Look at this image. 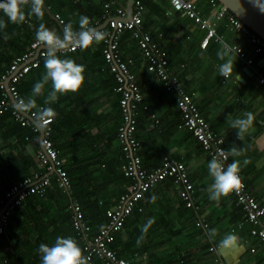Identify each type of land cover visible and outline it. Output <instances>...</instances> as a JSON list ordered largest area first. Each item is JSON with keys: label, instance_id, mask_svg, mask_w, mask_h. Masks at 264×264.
<instances>
[{"label": "crops", "instance_id": "1", "mask_svg": "<svg viewBox=\"0 0 264 264\" xmlns=\"http://www.w3.org/2000/svg\"><path fill=\"white\" fill-rule=\"evenodd\" d=\"M108 1L52 0L51 4H46L42 20L34 17L26 18L25 22L34 32V37L38 28L34 22H41L50 30L63 36V29L54 18L55 13L61 14L67 22H73V27L77 30L81 15L89 17L90 26L94 27V22H100L97 28L104 29L107 25L105 17L107 11L114 13L119 3L123 4L127 10L128 3V0H117L108 8L106 7ZM144 3L143 22L148 23L145 30L152 34L162 26L172 24L169 31L159 33V39L152 35L154 40L161 43L167 52L179 51L177 62L175 61L176 68L172 67V69L185 70L182 78L183 85L195 95L201 112L209 120L212 128L224 136L226 148L229 150L235 145L242 149V155L231 156V158L239 161V169L252 194L260 202H264V86L258 80L259 74L264 75L262 54L253 50L246 33L235 29L226 22V19L222 18L218 20L217 26L225 41L245 47L253 56L254 63L246 64L230 49H228V55L220 59L218 54L225 51V47H222L220 42L214 38L210 40L209 48L208 45L206 46L207 52L204 51L206 47H202L201 44V48L197 46V40L199 39L198 42L201 43L205 35L204 31L191 18L173 10L170 0H144ZM199 4L204 16L215 20L216 7L211 5L209 0H199ZM178 16L180 20L183 19L187 23V26L180 23L182 21L178 19ZM174 25H176L175 29H173ZM130 33L131 35L129 32L121 34V51L125 59H131V68L136 75L142 74V92L145 99L150 100H148L149 105L158 118L155 120L151 114L148 133L145 131L146 159L149 161L147 164L150 168L158 166L166 154L183 161L194 185L192 192L194 204L188 205L181 196L182 183L173 178L159 182L141 201L140 206L143 209L139 211H142V214L131 216L127 219L126 225L118 231L121 240L127 242L131 236L141 237L143 235L142 241L146 240L143 244L151 246L150 250L145 249L139 254V249H134L133 254L135 259H140L141 256L148 259L149 255H153V264L161 262L174 264L178 261L182 264H218V257L223 258L228 264H264V244L259 236L253 234V226L246 219L244 209L237 204L235 196L230 193L219 201H212L208 198V187L213 182L207 167L211 158L193 134L175 121L173 111L178 107L176 93L167 88L164 90L150 79V77L153 78L154 73L147 67L138 38L132 30ZM100 44L101 42L94 43V64L89 69L92 71L88 76L89 79L87 78L88 73L87 75L83 73L85 81L89 80L88 82L94 87V94L85 95L88 99L94 98V102L90 99L93 102L91 111L94 113V124L93 126L84 123L77 125L76 132L68 135L58 144L67 168H71L74 175L79 177L73 178L72 182L75 189L79 191V195L81 192V197L91 208L89 209L91 216L94 215L95 198L115 202L123 186L121 180L112 181L109 178V181L104 182L102 178H94V176H100L107 160L110 161V165L114 166L123 159L119 141L113 137V132L121 125L120 112L117 109L119 104L114 90L115 80L104 58L103 49L100 51L96 47ZM229 59L232 61L233 71L228 78H225L220 75L219 66ZM144 74L149 76L145 81ZM79 90L69 92V94L74 95L75 98L79 94L80 97H84V92L80 90L79 93ZM46 96L36 98L37 107L44 103ZM69 98V96L66 97L67 103L63 101L61 105L69 104ZM73 103L69 104L70 107L74 105ZM246 112L253 113L254 121L244 139L239 140L237 139L238 129L231 128L226 118L230 113L233 118L243 117ZM11 116L13 124L17 123L21 129L13 134H7V125L4 123L8 120H4L2 125L4 127H0V197L4 190L18 181L23 171H32V164H35V161L38 162L37 150L42 145L41 134L38 138L24 136L25 139L21 140L23 134L33 136L31 128L23 126L12 113ZM245 160L248 161L247 164L244 163ZM54 195L53 192L49 197L51 200L48 203L51 206L47 209L48 214L43 213L40 220L35 217L40 225L36 228L39 232L33 235L35 239L39 236L43 238L47 234L57 235L63 231L62 225L54 224V221L49 220L50 218L57 220L56 216L63 213L56 201L58 194ZM153 195L157 197L154 203L150 202ZM149 218H154L155 222L149 227L147 233H142L141 227ZM19 219V225L11 222L6 227L5 233L10 237L15 228L18 230L17 236L23 235L26 228L24 223L32 226L34 222V220L30 221L28 214L21 215ZM23 219L25 222L20 225ZM199 220H203L205 224L198 223ZM213 228L217 230L216 234L210 236ZM228 233L236 235L235 246L229 249L219 248L217 252L210 249L213 244L219 245V241ZM73 238L79 246L83 244L81 237ZM32 241L30 238L29 248H32ZM6 249L16 252L13 245Z\"/></svg>", "mask_w": 264, "mask_h": 264}, {"label": "built area", "instance_id": "2", "mask_svg": "<svg viewBox=\"0 0 264 264\" xmlns=\"http://www.w3.org/2000/svg\"><path fill=\"white\" fill-rule=\"evenodd\" d=\"M116 2L117 0H109L106 3V7L109 8L111 4ZM209 2L216 7L215 20L204 16L199 0H170L173 10L180 11L191 18L204 31L205 35L200 43L202 47H206L210 40L214 38L223 43L224 47L226 45L227 49L233 50L246 64L251 65L254 63L253 56L245 47L227 43L223 35L218 31L217 22L219 19L224 18L229 25L246 33L253 50L262 54L264 58V39L250 29L247 24L219 0H209ZM133 8L131 17L126 18L127 10L125 6L121 3L117 4L114 13L108 10L105 14L107 25L104 29H101L107 33L106 39L102 41L104 44L103 53L118 82L116 89L121 93L120 102L124 120L120 125L118 137L122 142V149L126 155L122 168L126 175L132 177V180L124 185L125 190L120 194L117 202L107 209L110 219L103 228L99 227L96 233L93 231L92 224L85 218L81 202L76 197H72L69 204L74 228L83 240L82 252L85 256L90 257L89 264H93L97 257L108 264H139L137 261L119 255L111 246V242L115 238V233L123 227L125 221L132 213L136 201L142 198L149 188L159 182L173 178L177 182L182 183L181 196L188 205L194 204L192 197L194 185L183 161L166 154L158 166L147 169L138 153L139 142L135 136V101L143 98V92L137 82L136 74L131 68V59H125L121 51L120 38L123 31L127 29L133 31L145 55L148 69L154 72L159 80L164 82L168 90L177 93V104L182 112V122L179 125L193 133L210 158L218 156L220 150L228 151L224 145V136L218 134L212 128L208 119L201 112L195 95L192 92L190 93L178 76L170 70L166 49L154 40L152 34L143 27L144 0H134ZM54 18L62 26V29L68 23L59 13H55ZM99 24L100 22H94V27L99 26ZM76 48L78 47L72 46L61 52ZM45 51V47L34 37L29 48L22 54L15 56L11 64L0 75V89L2 91L0 96V115L10 109L11 113L23 126H29L34 130L37 134L35 138L40 135V125L43 127L42 145L37 150L38 163L43 170L36 171L33 175L12 184L5 191V199L2 201L3 206L0 207V234L4 232L9 221L10 212L14 206L32 192L37 191L43 194L51 182L53 173L57 175L60 185L65 190H72L70 177L67 170L63 167V159L59 156V149L54 145L52 139V122L54 118L49 117L43 122L36 119L37 108L51 107V104L44 105V103H41L30 112H22L15 109L14 105L16 102H13L11 98L12 96L15 101L21 98L18 83L32 67L41 63L45 56ZM258 80L264 86V75L259 74ZM152 117L158 120L155 112L152 113ZM231 162L232 159L228 156V160L224 162L225 166ZM239 176L242 186L231 193L235 196L237 204L244 209L246 219L253 226V234L259 236L264 244V202H260L252 194L241 171H239ZM198 223L205 224L203 220H199ZM219 248V245L215 244L210 246V249L216 252ZM16 256L18 255L16 254ZM217 262L218 264H228L221 257L217 258ZM0 264H10L8 257L0 258Z\"/></svg>", "mask_w": 264, "mask_h": 264}, {"label": "trees", "instance_id": "3", "mask_svg": "<svg viewBox=\"0 0 264 264\" xmlns=\"http://www.w3.org/2000/svg\"><path fill=\"white\" fill-rule=\"evenodd\" d=\"M51 2H52V0H44V8H45L46 4H49V3L51 4ZM178 12H180V11H178ZM31 18H34V17H31ZM0 19H3L7 24V27L5 29H3L2 31H0V75H1L3 73V71H5V69L11 64V62L13 61L15 56L22 54L23 52H25L29 48L31 41L34 38V32H32L30 30L29 25L26 22H24L23 24H12L10 21L7 20V17L4 16V14L2 12H0ZM178 19L180 20L179 16H178ZM180 21H182L180 23L183 24V26H187V23L184 22L183 19H181ZM34 23L38 27L41 22H34ZM147 24H148L147 22H146V24L143 22V27L147 28V26H146ZM170 25H172V24H170ZM170 25L162 26L161 29L152 33V35L154 37H156L157 39H159L160 38L159 33L169 31V29L171 27ZM176 25H174L175 27H173V29L176 28ZM60 30H61V28H60ZM189 31H191V30H189ZM5 32L8 34V37H9L7 40L4 39V33ZM124 32H126V33L129 32V35H131L130 30H128V29L123 31V33ZM198 40H197V46L200 47V41L198 42ZM103 45H104L103 42H101V44L99 46H96V47H98L101 51L103 49ZM160 45H162V44L160 43ZM94 46L95 45L93 43V45H91L88 49L81 50L79 48H76L74 50L65 51L66 53L60 52V53H58V55H60L61 58H71V59L75 60L78 64L83 65L84 69H85L84 72L86 75L88 73L87 78L89 79L88 76H90V72H92L89 69L91 68L92 64H94ZM209 46L210 45H208L207 47L209 48ZM221 46L224 47L223 43H221ZM207 47L204 50L205 52H207V50H208ZM179 54L180 53L178 50L167 52V56L169 58L170 70L173 71L178 76V78L182 81L183 80L182 78L185 74V70L184 71H178V70L172 69V67L176 68L175 67L176 62H177L176 58L179 57ZM104 58H105V56H104ZM44 71H45V69H44V58H43L41 63L35 67H32L30 69V71L18 83V88H19L21 97L26 98L27 96H29L31 94V91H32L34 84L42 79V74L44 73ZM152 73H154V72H152ZM154 74H153V78L150 77V79L152 81H154L156 84H158L159 87L166 90V85L164 84V82L159 80V78L157 77L156 74L154 77ZM139 75H141V76H139ZM136 77H137L138 84L140 85V87H142V82H143L142 74H138V75H136ZM143 77H144V81H145V79H147L149 76L147 77L146 74H144ZM114 80H115L114 81V87H115L114 90H115V94L117 96V101L119 104L117 109H119L120 117H121V124H122L124 118H122L123 113H122V107H121V102H120L121 93L116 89L118 82L115 79V77H114ZM88 81L86 82L84 79L82 85L79 88L80 90H82L84 92V97L83 96L80 97V94H79V96H77V98H75L74 95L69 94V92L67 94H62V95L58 94V100L56 101V103L51 104V108L55 112V116L53 117L54 123L52 122V126H53L52 139L54 141V145L59 149V156L63 159V167L67 170V173L70 177L72 190L71 189L65 190L60 185L59 180L57 178V175L55 173H53L51 182L46 187L43 194H41L40 192H37V191L32 192L26 198L22 199V201L19 204L14 206V208L10 212L9 221H8L6 227L11 222H14L17 225H19L18 224V222L20 223L19 218L21 217V215H25V214H28V218L30 219V221L34 220V222H33V225H32L33 227H32L31 225L24 223L25 219L22 220L20 225H23V223H24V226L26 227L25 230L23 231L25 234V237H23L24 234L17 236L16 232L18 230H16V228H15L14 233L11 234L12 235L11 237L5 233V230L3 233L0 234V258L8 257L10 264H41V256L38 252V246L41 243H46V244L51 246L52 242L55 241V238L57 236L68 237L71 235L72 237H75V238L79 237L80 238V235L77 233V231L74 228V225L72 222V212H71V209L69 207V204L71 202L72 197H76L81 202L84 213H85V218L90 224H92L93 231H94V233H96L99 230V227L107 224L109 219H110L108 214H107V209L117 202L118 198L120 197V194L125 190L124 185L132 180V177L129 175H126L124 173L123 168H122V164L126 160V155H125V151L123 149H121V156L123 159L120 162L115 163L114 166L110 165V161L107 160L104 163L105 164V167L103 168L104 170L100 172V176L99 177L94 176V178H102L104 182L109 181V178H111L112 181L121 180V182L123 183L122 192L119 194V196L115 202H111L110 200L109 201L108 200H99V198H95L94 199V215L93 216H91V214L89 213L90 212L89 209H91V208H89V205L86 204L83 197H81V192L79 195V191H77L73 185V182H72L73 178H79V177L74 175V171L71 170V168L70 169L67 168V166L65 164V159L62 156V153L60 151V148L58 147V144L61 143L68 135L75 133L76 132L75 127L77 125L84 123L88 126H91V125L93 126V124H94V113L91 111V106H92V103L94 102V98H90L93 101L92 102L90 99L85 97V95L88 93H90L91 95L94 94V87H92V85ZM157 81H158V83H157ZM50 90H51V83L49 82L48 84L45 85V87L43 89L44 95H47L48 91H50ZM80 90H79V93H80ZM153 90H155L154 87H153ZM187 90L191 93V91L189 89H187ZM1 92L2 91L0 89V93ZM68 96L70 97L69 98V101H70L69 104L74 102L73 103L74 105L72 107H70L71 105H69V104L61 105V103L63 101H65L66 97H68ZM36 98H38V97H36ZM176 99H177V95H176ZM148 100L145 99V95H144L143 99H141L139 101H135V104H136V107H135L136 127L138 128V129L135 128V131H136L135 136L137 135L136 139L139 142L138 153L142 157L144 166L147 169H152L149 167V164H147L149 161H147V159H146L147 151L145 149V146L147 144L145 131H147V133H148L147 129H148V125L150 126V124H149L150 117H151V114L153 113V108L149 105L150 100L149 101ZM65 102L67 103V101H65ZM177 106H178V104H177ZM176 110L173 111V115L176 117L175 121H177V123H180V122H182V112H181L179 107H177ZM10 117H12L10 109L4 111L0 115V127L3 125L4 120H8V121H5V123H4V125H7V127H6L7 128L6 129L7 134H13L14 132H17L21 129V126L18 125L17 123L13 124V121ZM80 120H81V122H80ZM2 127H4V126H2ZM183 128H185V127H183ZM31 132H32L33 136H31L30 134H25V135L23 134L20 139L24 140L25 137L26 138L27 137L28 138H34L35 135H37L34 132V130H32V129H31ZM189 132L191 134H193L191 131H189ZM118 133H119V129L118 130L115 129V131L113 132V137H116L118 139L119 144L122 148V142L120 141V139L118 137ZM197 142L200 143L199 140H197ZM224 145H225V143H224ZM230 158H231V156H230ZM232 161H233V159H232ZM37 164H38L37 161H35V164L34 163L32 164L33 165L32 171H30V172L29 171H23L21 173V175H19V177H18L19 179L17 182L21 181L22 179H24L27 176L33 175L36 171H42L43 169H41L40 166H37ZM17 182H15V183H17ZM151 188H149V190H147L145 192V194L142 198H140L139 200L136 201L135 207L133 209L134 211H132V213L129 215V217L127 219H129L131 216L132 217L135 216L136 214H138V215L142 214V211H139V210L143 209V207L140 206L141 201L143 200V198L146 195H148L150 193ZM6 190H4L1 194L0 207L3 206L2 201L5 199L4 195H5ZM53 192L56 196L58 194L56 201L58 202V205L62 209L61 211L63 213L61 215L56 216L57 220L55 218L53 220H52V218H50L49 220H50V222L54 221V224L62 225L63 229L62 228L61 229L63 231H61V233H58L57 235H55V233L47 234L43 238H41L39 236V238L36 237V239H35L33 237V235H35V232L38 231V230L36 231V228L38 226L40 227L38 222L35 220V217H37L40 220L43 213L48 214L47 209H50L49 207L51 206V204H49L48 201L51 200V198L49 199V197L52 195ZM53 217H55V216H53ZM126 221H125L123 227L126 225V223H127ZM6 227H5V229H6ZM21 229L22 228L20 226V230ZM44 231H47V230H44ZM119 235H120V233L117 231L115 233V238L111 242V246L114 248V250L119 255L124 256L130 260L132 259L133 261H137L139 264H153V258H154L153 255L152 256L149 255L148 259H145L141 255H140L141 256L140 259H135L136 257L133 254V252L136 249H139L138 250L139 254L143 253V250H145V249L148 251L150 250L151 246H147V244H145V243L143 244V242H146V240L142 241L140 243V245L138 246L137 245V239L140 237L131 236L130 239H128L127 242H125V240L124 241L121 240V238H120L121 235L120 236ZM20 236L23 238H21ZM49 236H50V238H49ZM51 237H53V239H51ZM25 238H27V239H25ZM30 238H32V240H33L32 241L33 242L32 248L28 247L29 242H30ZM82 243H83V240H82ZM10 245L14 246L16 252H10V249L9 250L6 249L8 246L10 247ZM80 247H82V245ZM4 249H6V250H4ZM16 254L18 256H16ZM93 264H108V263L102 262L101 259H99V257H97L94 260ZM156 264H168V262H161V263H156ZM174 264H182V263L181 262L179 263V261H178V263H174Z\"/></svg>", "mask_w": 264, "mask_h": 264}, {"label": "clouds", "instance_id": "4", "mask_svg": "<svg viewBox=\"0 0 264 264\" xmlns=\"http://www.w3.org/2000/svg\"><path fill=\"white\" fill-rule=\"evenodd\" d=\"M261 12H264V2L254 0ZM0 12L7 17L12 24H23L27 18L35 17L42 20L44 16V0H0ZM78 30L74 29L73 22L69 21L63 26V36L50 30L45 24L40 23L35 32V38L46 49L44 56V73L42 79L36 82L32 88L31 94L26 98H18L14 107L18 111L30 112L37 108L36 97L43 96V89L46 84L51 83V90L48 91L44 99V105H50L58 100V94H67L76 92L84 81V66L78 64L71 58H61L58 53L62 50L76 46L81 50L88 49L93 43L99 44L106 39L107 33L103 30L90 26L91 22L88 16L81 15L78 21ZM7 27L6 22L0 19V31ZM8 34L4 33V39L7 40ZM225 51L219 53L220 59L228 55V49L225 45ZM151 71V70H150ZM233 71L231 59L219 66L220 75L228 78ZM55 112L51 107L37 108L36 119L40 122L54 117ZM254 121V115L251 112L244 113L243 117L233 118L228 114L226 122L231 128L238 129L237 139L243 140L245 134L249 131ZM223 142V141H222ZM242 149L233 145L227 152L220 150L218 156H213L208 162V174L212 177V183L208 187L209 199L219 201L222 197H227L232 191L238 190L242 186L239 176V161L233 160L231 163H225L228 156H240ZM248 163L247 160L244 161ZM157 197L153 195L150 202H155ZM155 222L154 218H149L141 227L142 233H147L149 227ZM103 228V226H101ZM216 229H211L210 236L216 234ZM143 240V235L137 239L139 246ZM237 243L236 235L226 234L220 241L219 247L229 249ZM38 252L41 256V264H89L90 257L83 254L78 242L71 236H57L54 243L50 246L41 243L38 246Z\"/></svg>", "mask_w": 264, "mask_h": 264}, {"label": "water", "instance_id": "5", "mask_svg": "<svg viewBox=\"0 0 264 264\" xmlns=\"http://www.w3.org/2000/svg\"><path fill=\"white\" fill-rule=\"evenodd\" d=\"M133 1L128 0L126 18H130L133 8ZM222 4L228 7L230 11L236 14L245 24L253 31L258 33L264 39V12H261L259 7L254 3V0H219ZM264 2V0H262ZM13 102L15 99L11 96ZM41 144L43 138V127L40 125Z\"/></svg>", "mask_w": 264, "mask_h": 264}, {"label": "bare ground", "instance_id": "6", "mask_svg": "<svg viewBox=\"0 0 264 264\" xmlns=\"http://www.w3.org/2000/svg\"><path fill=\"white\" fill-rule=\"evenodd\" d=\"M54 14V13H53ZM231 30V29H230ZM226 37V36H225ZM121 40V39H120ZM121 42V41H120ZM138 43V42H137ZM221 44V43H220ZM80 49V48H79ZM66 53V52H65ZM108 68V67H107ZM117 87V86H116ZM165 88V87H164ZM168 90V89H167ZM170 91V90H169ZM144 95V94H143ZM143 99V98H142ZM141 103V102H140ZM123 118V117H122ZM54 123V122H53ZM137 128V127H136ZM138 129V128H137ZM136 132V131H135ZM137 138V135H136ZM134 211V210H133ZM131 256V255H130Z\"/></svg>", "mask_w": 264, "mask_h": 264}]
</instances>
